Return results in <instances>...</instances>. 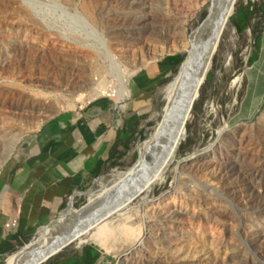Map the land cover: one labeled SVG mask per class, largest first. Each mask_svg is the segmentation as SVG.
<instances>
[{
	"label": "rangeland",
	"instance_id": "rangeland-1",
	"mask_svg": "<svg viewBox=\"0 0 264 264\" xmlns=\"http://www.w3.org/2000/svg\"><path fill=\"white\" fill-rule=\"evenodd\" d=\"M211 1L0 0V175L59 115L108 103L118 128L137 119L130 150L81 190L87 197L71 193L0 255V264L44 230L58 247L36 264H57L89 243L103 251L97 264H264V0H226L221 30L209 23ZM248 3L252 16L240 33L233 15ZM199 25L204 41L220 36L224 42L197 61L210 57L212 66L205 80L194 75L190 110L175 120L163 91L194 74L182 71ZM258 35L259 60L248 67ZM118 70L134 72L131 95L120 102L96 97L115 89ZM166 136L174 155L168 166L159 162ZM217 146L214 165L199 169L196 158ZM138 153L151 158L136 164ZM130 171L136 172L125 174ZM161 175L165 181L148 192ZM111 221V230L96 231L77 248L78 236Z\"/></svg>",
	"mask_w": 264,
	"mask_h": 264
},
{
	"label": "crops",
	"instance_id": "crops-1",
	"mask_svg": "<svg viewBox=\"0 0 264 264\" xmlns=\"http://www.w3.org/2000/svg\"><path fill=\"white\" fill-rule=\"evenodd\" d=\"M108 103L50 120L0 175V246L5 255L44 224L63 201L102 177L119 131ZM82 195V194H81ZM14 238V240H13Z\"/></svg>",
	"mask_w": 264,
	"mask_h": 264
},
{
	"label": "bare ground",
	"instance_id": "bare-ground-1",
	"mask_svg": "<svg viewBox=\"0 0 264 264\" xmlns=\"http://www.w3.org/2000/svg\"><path fill=\"white\" fill-rule=\"evenodd\" d=\"M227 3L228 2H226V0H212L211 3L206 6L207 15L209 17V23L211 22V23L216 24L217 25L216 30H221V26L225 24V23L222 22V15L224 14V9H225ZM225 15L228 18L226 12H225ZM232 32H233V30H232ZM202 33H203V29H202V27L200 25L197 28L193 29V31L191 33L190 40L187 42L186 47H185V49L191 47L192 51L190 53V56L186 60V63L184 65L182 73H184L187 70H193L194 74L188 75L187 78H183V77L179 78L178 77L177 79H175L174 81L169 83L167 86H165V89L163 91V93H164V95L166 97H171L172 98L171 103H170V107H172V109H173L175 120L178 117H180L181 115L187 114L189 112V110H190V105H191L190 91H191L192 86H193V81H194V78H195L194 75L196 76V72H195V70L193 68L194 65L197 63V61L199 60V58L202 55H205V54H207V53H209V52H211V51H213L215 49H220L222 42H224L222 40V38L220 39V36H217V37L213 38L211 41H204L203 38H202ZM119 51L121 53V55H120L121 57H123L124 54H125V56H127L126 49L120 48ZM127 66H129V67H131L133 69V65L132 64L128 63ZM133 73H134L133 71L132 72L131 71L128 72L127 70H125V71H123V74H121V72L118 70V79H117L118 80V84L115 87V89H112V90H109V91L105 90V91L98 92L95 96L96 97L104 96V97L113 98L116 102H120L123 99L128 98L131 94H130V91L128 90V88H127V85H128L129 79L133 76ZM235 81L236 80H234L233 83ZM113 88H114V86H113ZM70 107L73 108V106H70ZM169 123L166 126V134L167 135L169 133V129L173 125V123L172 124L171 123L169 124ZM175 123L177 124V121H175ZM226 131H228V130H226ZM220 136H222V135H220ZM168 138L169 137L166 136L165 141L160 146V150L162 152V155H161V157L159 159V162L161 164L165 163L166 166H168L171 163L172 158L174 157V155H171L169 153V151H168ZM218 148H219V146H217L216 148L214 147V149H215V150L213 149L214 151H211L209 153L207 152L206 154H203V155H201V156L196 158V162L199 163V165H200L199 169L208 168V167H211V166L214 165L215 152L218 151ZM181 166H183V165H181ZM166 169H167V167L164 168L163 173L166 171ZM134 172H136V171H130V172L125 173V174H131V173H134ZM179 172H180L179 177H181V174L183 172H182V170H180ZM149 175H150V172H149ZM164 181H165V176L164 175H161L158 178L156 177V179L154 180L153 183L148 184L146 186L148 192L151 191L152 187L155 184H162ZM125 210H126V208H125ZM108 212H109V210H108ZM64 220L68 221L67 219H64ZM118 221H119V219H118ZM78 222H80V221H78ZM114 222H116V221L109 222L102 229H95V228L91 229V230L87 229V231L82 233L80 237L78 236L79 238L77 237V240H76L77 241V244H76L77 248H79L84 241L92 238L96 231L106 232L108 230H111V228L114 225ZM76 224H79V223L76 222ZM48 232L49 231L44 230L40 234V236H38L34 240L33 244L29 247V251L28 252H31L33 250L35 251L36 249L37 250L40 249L42 251L47 250L48 251V256L54 254L57 251L58 245L55 244L54 240L45 238V235L46 234L48 235ZM50 232H52V231L50 230ZM135 251L137 252L139 250H135ZM135 251H133L132 253H135ZM14 258H15V256L7 264H14V262H13ZM28 259H29V257L26 260H28ZM26 260H22L19 263L25 262ZM46 260H47V257L44 258L42 261H44V263H46ZM123 261L124 260H122V262Z\"/></svg>",
	"mask_w": 264,
	"mask_h": 264
},
{
	"label": "trees",
	"instance_id": "trees-1",
	"mask_svg": "<svg viewBox=\"0 0 264 264\" xmlns=\"http://www.w3.org/2000/svg\"><path fill=\"white\" fill-rule=\"evenodd\" d=\"M251 3H248L247 6H241L235 15H233V21L238 31L242 33L252 16ZM227 16H230V13H227ZM254 51L251 53L248 59V67L254 66L259 60V52L262 50V36L258 35L256 39V43L254 45ZM211 60L210 57H206L201 59L197 65L195 66V72L199 76L200 79L205 80L207 72L211 68ZM137 119L130 118L126 121V127L123 131H119L117 134L116 142L113 146V154L111 158L117 160L118 158H122L125 156L130 150V146L133 143V135L136 132ZM139 161L138 162H146L151 156L147 153H138ZM14 240V238H13ZM7 248V243L2 244L0 246V254L5 252ZM102 249L96 245L95 243H89L85 246L80 254L73 257L65 258L59 261L57 264H97L100 257L102 256Z\"/></svg>",
	"mask_w": 264,
	"mask_h": 264
},
{
	"label": "water",
	"instance_id": "water-1",
	"mask_svg": "<svg viewBox=\"0 0 264 264\" xmlns=\"http://www.w3.org/2000/svg\"><path fill=\"white\" fill-rule=\"evenodd\" d=\"M141 144H142V143H141ZM138 161H139V157H138V160H137L136 164L138 163ZM136 164H135V165H136ZM135 165L132 166L131 168H134ZM129 170H130V169H129ZM98 180H100V177L97 178L95 181H98ZM111 180H112V178H110V180L107 182L108 185L110 184ZM81 194L87 197L88 192H81ZM55 221H56V220H54V221H50L49 224H47V225H45V226H42L41 229H44V228L50 227ZM34 239H35V238H33V239L31 240V242H29V243H28L26 246H24L19 252H17V254L15 255L14 261H13L14 264H36V263H39V262H40L41 260H43L44 258H46V257H50V256H48V251H47V250L42 251V250H40V249H39V250L36 249L35 251L33 250V251H31V252H28V251H29V247H30V246L33 244V242H34ZM28 257H29V259L26 260ZM52 257H54V256H52ZM22 260H26V261H25V262H22V263H19V262L22 261ZM41 264H43V263H41Z\"/></svg>",
	"mask_w": 264,
	"mask_h": 264
}]
</instances>
